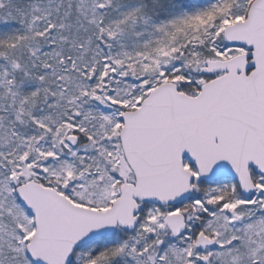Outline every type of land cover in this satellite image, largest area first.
<instances>
[{
  "label": "snow or ice",
  "instance_id": "obj_1",
  "mask_svg": "<svg viewBox=\"0 0 264 264\" xmlns=\"http://www.w3.org/2000/svg\"><path fill=\"white\" fill-rule=\"evenodd\" d=\"M110 5L0 0V264H264V0Z\"/></svg>",
  "mask_w": 264,
  "mask_h": 264
},
{
  "label": "rangeland",
  "instance_id": "obj_2",
  "mask_svg": "<svg viewBox=\"0 0 264 264\" xmlns=\"http://www.w3.org/2000/svg\"><path fill=\"white\" fill-rule=\"evenodd\" d=\"M29 3L30 0H18V6L25 9ZM157 3L158 0H111L110 7L104 13L106 20L119 18L121 13L131 7H138L142 16V19L138 18L131 27L125 26L123 31L111 41V51L113 53L121 51L134 52L143 45L145 40L150 39V34L155 35L152 25L165 18L163 12L157 13L159 8ZM172 3L184 9H190L201 3V0H172ZM171 10L175 11L176 9L172 8ZM73 23H75V17H73ZM7 28L8 25H0V32ZM137 33H141V35H137Z\"/></svg>",
  "mask_w": 264,
  "mask_h": 264
},
{
  "label": "trees",
  "instance_id": "obj_3",
  "mask_svg": "<svg viewBox=\"0 0 264 264\" xmlns=\"http://www.w3.org/2000/svg\"><path fill=\"white\" fill-rule=\"evenodd\" d=\"M164 2H165V0H158L157 6L159 7V5L162 4V3H164ZM160 12H161V9L158 8L157 13H160Z\"/></svg>",
  "mask_w": 264,
  "mask_h": 264
}]
</instances>
